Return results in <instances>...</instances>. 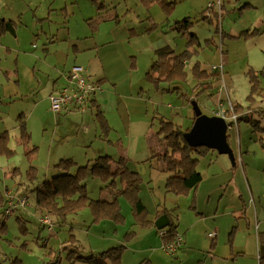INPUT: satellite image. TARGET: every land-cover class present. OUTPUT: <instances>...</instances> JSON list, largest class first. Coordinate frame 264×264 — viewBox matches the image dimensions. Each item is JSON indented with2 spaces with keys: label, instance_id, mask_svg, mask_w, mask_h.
Returning <instances> with one entry per match:
<instances>
[{
  "label": "rangeland",
  "instance_id": "1",
  "mask_svg": "<svg viewBox=\"0 0 264 264\" xmlns=\"http://www.w3.org/2000/svg\"><path fill=\"white\" fill-rule=\"evenodd\" d=\"M166 1L164 9L168 13L159 4L145 6L139 0H0V24L6 27L0 33V104L9 107L5 112L14 121L8 130L12 152L0 153V226L2 223L5 226V231H0V264H12L14 260L22 264H84L68 258L70 250H75V255L91 254L83 253L88 251L74 241L77 229L89 232L93 248L103 244L105 249L122 245L121 264H139L144 259H150L153 264H258L254 218L258 203L254 213L240 172L242 160L244 166H251L250 170L261 171L264 165V138H260L264 132L260 128L243 121L233 124L227 136L236 152L234 166L230 161L229 171L219 168L217 163L213 164L214 154L210 152L200 157L197 169L202 180L196 189L185 194L167 192L166 173L160 172L159 162L151 166L141 161L150 155L152 148L158 151L168 148L157 134L159 119L173 118L177 109L180 115L174 121L185 128L189 126L185 108L192 112V106L180 93L155 90L145 78L150 66L148 56L154 54L148 49L142 52L138 49L159 39L163 32L169 34L168 23H174L176 14L191 8L194 10L191 19H199L207 3L216 0ZM221 1L226 6L222 16L224 30L227 31L228 22L242 26L244 18L237 11L247 6H242L245 2ZM98 4L102 7L98 8ZM182 37L177 52L187 44ZM197 50L194 59L199 60L201 68L208 69L215 63L217 48ZM96 54L112 76L107 87L102 88L105 115L112 127L104 138L100 136L95 109L57 115L50 108L48 98L37 91L47 78L62 77L59 82L62 84V74L74 65L86 68V58ZM259 70L264 84V65ZM193 83H181L180 89L190 94ZM114 86L122 96L110 94ZM16 89L19 92L14 93ZM181 103L185 104L184 108ZM201 110L212 116L202 105ZM20 118L25 122L27 142L19 126ZM119 151L127 154V162L121 165L141 176L139 196L148 216H153L157 208H164L177 223L183 241L176 255L165 252L154 227L149 229L134 223L130 204L122 195L118 196L124 216L120 223H93L91 210L85 207L67 215L62 223L51 216L52 231L39 224L41 212L35 210V190L45 179L52 180L56 172L54 163L70 157L78 162L73 160L76 165H91L96 157L107 154L112 157V170H115ZM28 171L33 173L34 180H29ZM85 183L92 199L108 197L114 191L98 177H90ZM116 183H120L118 179ZM23 197L27 203L19 207L17 201ZM9 201L14 207L4 217ZM18 208H23V214ZM263 228L264 221H258L256 234ZM209 233L213 234L212 238ZM211 241L215 244L211 245Z\"/></svg>",
  "mask_w": 264,
  "mask_h": 264
},
{
  "label": "trees",
  "instance_id": "2",
  "mask_svg": "<svg viewBox=\"0 0 264 264\" xmlns=\"http://www.w3.org/2000/svg\"><path fill=\"white\" fill-rule=\"evenodd\" d=\"M93 1L95 2V0ZM140 2L145 6L156 3L163 9L167 5L166 0H140ZM168 4L172 5V2L169 1ZM97 6H102V4H98ZM164 10L168 13L166 9ZM206 10V14L205 11L201 12V18L199 19L192 20L191 17H185L174 23V27L180 34L187 36V49L177 54L169 47L157 50L156 59L145 74L146 79L155 87H161L166 92L180 93L183 97H186V95L182 93L180 84L194 82L193 87H196L197 91L190 98V101H197L198 96L211 89L212 86L210 79L213 77V71L208 72L206 69H201L199 61H194L191 66H187L186 64V62L191 60L193 55H196V50L193 49L191 51L188 47L194 44L198 45L197 38L189 33L190 28L195 24L205 22L209 25H215L217 30V11L213 9L208 10V8ZM5 30L6 27L0 24V33ZM246 35H248L247 32L243 34V36ZM247 75L251 83L250 94L252 95L259 90L261 91L260 75L251 70ZM251 95L249 98H251ZM91 101L93 100L90 97L88 103L90 104ZM233 110L237 113V122L244 121L252 127L258 126V121L253 118V113H258L259 117L264 114V111H259L256 107H250L247 114L239 106H234ZM95 119L100 128V136L103 138L105 136L107 137L111 128L102 110L97 106H95ZM194 119L195 115L193 117ZM19 126L27 142L28 135L24 133L25 122L21 118L19 120ZM158 127L157 134L166 141L168 148L164 153L155 154L151 158L162 163L163 169L168 174L165 181L166 190L174 194H185L190 189L196 187L202 180V175L197 169L198 159L207 155L209 152H217L205 146H189L183 138V133L189 127L181 129L172 120L163 118L159 119ZM260 130L262 131L263 129L260 128ZM8 142V131H4L0 136V153L10 154L12 152L8 146ZM54 170L56 172L52 180L45 179L42 183V188H36L35 205L37 209L41 210V213L47 214L50 218L51 216L55 217L58 223H62L67 215L76 214L85 207L90 208L93 223L103 220H110L115 223L122 222L124 216L118 199L105 201L89 197L85 181L90 177H98L102 182H108L110 186H116V179H118L123 185V190L120 194L130 204L134 223L146 227L153 225L147 219L148 211L139 196L141 176L138 172L131 171L127 168H124L119 173L113 172L111 170L110 158L107 155H100L94 159L91 165L87 164L84 166L76 165L70 158H62L54 165ZM27 175L30 181L34 180V175L31 171H28ZM5 215L4 213L3 216L5 217ZM45 227L47 228V226ZM164 229L167 235L162 237L163 243L173 241L178 235L176 224L172 221ZM0 231H5L3 223L0 226ZM72 246L74 248L76 247L74 245ZM122 248V245L111 246L101 252L86 256L75 255L76 251L70 250V256L68 258H73V261L78 260L84 264H121ZM258 250L259 263L264 264V232L258 234ZM12 264L22 263L14 260ZM139 264L153 263L149 259H146Z\"/></svg>",
  "mask_w": 264,
  "mask_h": 264
},
{
  "label": "crops",
  "instance_id": "3",
  "mask_svg": "<svg viewBox=\"0 0 264 264\" xmlns=\"http://www.w3.org/2000/svg\"><path fill=\"white\" fill-rule=\"evenodd\" d=\"M236 1L237 2L244 1L245 3L242 5L243 7L247 5L244 8L242 7L243 8L242 11H237V13H240L241 16L244 18L242 26L238 27V26L228 22L227 31L224 30L223 23L225 20L222 18V16H224V14H225L224 11L226 9L224 2H222V15H221L220 24L218 23V20H217V24L220 25L221 30H222V38H221L222 44H223V53L222 54H220V51L217 48V41H218L217 36H218V34L216 32L217 30H216L215 25H209V24H206L205 22H200L198 24L193 25L192 28H190V30H189V33L193 34L197 38L198 45L194 44V45H191L188 47V49L191 51L193 49H195L196 55H193L191 60L189 62H186L187 66H191L194 63V61H195L194 57L198 55L197 49L208 48V46H211V47H214V49L217 48V51H218V56L216 54V57H214L215 63L211 64L209 66V68L206 69L208 72L213 71V77L210 79L211 85H212L211 89L207 90L205 93L198 96L197 101H196L198 103V106L200 107V109H201V105H202L206 110L210 111L212 113V115H214L213 109H215L219 103H223L226 108L229 105H232L233 107L239 106V107L243 108V112H246V114H247V111L249 110L250 107H252V108L256 107L259 111H264V84H263V81H261V79H260L261 91L259 90L258 92L251 95L250 94L251 83H250L248 75H247V73L250 70L258 73L259 71H261L259 69H261L264 65V0H236ZM99 7H102V6H99ZM206 8H207V6H206ZM245 9L247 11H245ZM203 11H205V14H206L207 10L205 9V10H202L201 12H203ZM234 11H235V9H234ZM191 13H194V10L191 11V8L181 11L180 13L175 15V18H173V22L175 23L177 20H180V19L185 18V17H191L190 16ZM173 14H171V15H173ZM245 18H246V20H245ZM174 23H172V25H171V23H168V26L170 28L169 34H167L166 32H165L166 34H164V32H163V34H161L159 36V39L156 38L155 40L151 41L148 45L138 49L140 52H142V50H144V49H148L149 50L148 52H151V51L153 52L154 56H152V55L148 56V59H150V62H149L150 66L153 63V61L156 59V51L159 49L169 47V48L173 49L176 54L182 52L184 49H187V44H186V46H185V48H183V50H180L178 52L175 50L177 47H179V45H181L179 38H181L183 35H181L180 32L174 27ZM246 32L248 33V35L243 36V34ZM183 37L186 38V43H187V41H188L187 36H183ZM225 37L228 39L227 41L224 40ZM45 49L47 50L48 48H45ZM151 57H152V60H151ZM197 61H199V60H197ZM132 64H133V60L131 61V66H132ZM220 64H222L223 72H222V75L219 76V75H217L218 72L216 70H212V67L218 66ZM150 66H149V68H150ZM200 67H201V65H200ZM149 68H148V70H149ZM84 69L86 70L87 75L91 79L98 81L101 85V89L91 96L93 101H91L90 104L88 103V105L84 109V111H86L88 108L95 109V106H97L100 110H102L105 118L107 119V117L105 115V111L107 108H106L105 103H104V94H103L102 88L107 87V81L109 80V78H112V76L109 72H106V70L103 68L99 59L97 58V54L93 55V56H88L86 58V68H84ZM201 69H205V68H201ZM68 72H69V70H68ZM68 72L62 74L64 77V82L62 84H59L62 77H60V78L58 77V78H55L53 80H51L50 78H47V80L45 81L41 90H37L38 93L41 92L45 98H48V101H49V94L53 90L63 86L65 83H67ZM190 84H192V82H190ZM194 84L195 83H193V86H194ZM114 85H115V82H114ZM151 85H153V84L151 83ZM160 88L156 87L155 90H161L162 88L161 89ZM110 91H113V92H110V94L115 93L118 95V97L122 96L121 94L116 92L117 91L116 86H114L113 88H110ZM196 91H197V88L192 87L190 94L185 93L186 97H183V99H186L188 104L190 103L189 104L190 106H192L191 102L193 101V100L190 101V98H192L194 96ZM17 92H19L18 89L14 90V93H17ZM162 92L167 93L165 90H162ZM163 93H161V94H163ZM182 93H183V91H182ZM138 95L140 96V93ZM250 95H251V98H249ZM147 96L149 97V95H147ZM200 100H201V102H199ZM151 101L157 102L156 100H151ZM200 103H201V105H200ZM49 104H50V101H49ZM181 104H182L181 107L184 108L185 104L184 103H181ZM168 106H170V105H168ZM127 110L129 112L128 114L130 115L129 108ZM185 110L187 113V116H185V117H186V120H187L188 125H189L187 127L190 128V125H192V123L194 121L193 117L195 114H194L193 108H192V112H191V110L189 112V107H186ZM5 111H9V107L5 106L3 104H0V136L4 131H8L14 125L13 118H11L9 116V112L6 113ZM80 111L83 112V110H80ZM61 113H66V112H61ZM61 113H59L57 115H60ZM202 113H204V112L202 111ZM148 114L149 113L147 112V114H145V115H148ZM173 115H174L173 118H170V119L173 122H175L177 125H179L178 122L174 121V118H177L180 115L179 112L177 111V109L175 110ZM263 115H261L259 117L258 113H253L254 118L258 121L257 127L263 129L262 132H264V124H262V120L264 119V118L262 119ZM170 119H168V120H170ZM107 122H108V119H107ZM181 123H182V125H184L183 122H181ZM109 126H110V124H109ZM179 126L181 129L187 128V127L183 128V126H181V125H179ZM110 128L112 129L111 126H110ZM260 138H264V136L261 135ZM228 143H229V140H228ZM230 147L233 151V154L235 157V162H236L237 161L236 156H235L236 152L233 148V145H231ZM263 148H264V145H263ZM165 151H166V149L164 151H160V150L158 151V150H155L152 148L148 153L150 155L141 161L149 162V164L151 166H153L156 162H159V161H156L155 159H152L151 157L155 154H162ZM210 154H212V155L214 154V157H212L213 158V164L217 163L218 167L223 169V170L229 171L231 169V162H230L229 157L226 154L217 153L218 155H215V153H213V152H211ZM118 155H119L118 156V164L119 165H117V166L115 165L116 166L115 170H112V165H113L112 157H110L109 155H107V156L111 159V161H110L111 170L113 172L119 173L124 168H127L125 165L124 166L121 165V163L124 164L125 162H127V160H126L127 154L124 151H119ZM143 155H145V154H142V156ZM67 158H70V157H67ZM60 159H62V158H60ZM56 163H54V164H56ZM76 163H78V162H76ZM159 164H160V169H161V171L160 170L159 171L166 173L164 176L167 178L168 174L163 169L162 163L159 162ZM232 165L234 166V163ZM250 167L251 166H244L243 160H242L240 173L245 178V181L247 184L246 190H247L248 195L250 196L251 205L254 207V213H256L255 212L256 211L255 210L256 201L258 203V213H257V215L256 214L254 215V218H255V235H256V239H257V260H258V264H260L259 258H258V252H259V250H258V234L260 232L257 234H256V232L258 230V221H262V220L264 221V171H263L264 165H263L261 171L258 168H253L255 171L250 170ZM165 181H166V179H165ZM118 184L120 185V188L118 187ZM164 186H165V183H164ZM197 186L192 188V189H196ZM110 187L114 188V191L111 194H109L108 197L105 196V198H100L98 200L113 201L114 199H118V196L121 195L120 193L123 190V185L121 183H116V186H110ZM40 188H42V186H40ZM256 188L259 191L256 190ZM28 189L29 188H27L26 191H28ZM167 192H169V191H167ZM26 197L28 198L27 195H26ZM16 198H18V197H16ZM159 206L160 205L158 204L157 207H159ZM19 207H22V206H19ZM17 210H19L23 214V211H22L23 208H18ZM35 210L36 211L38 210L39 212H41L40 209H35ZM42 214H44V213L42 212L40 214V216ZM162 214H166L168 216V223L170 221H172V219L170 218L169 212H166V209H164V208L163 209L157 208V211L155 212V214L153 216H150V214H149V216L147 217V219L153 223L152 226L147 227V228L151 229L154 227L156 229L157 234H158V229H162V228H158L155 225V221ZM39 218H38V220H39ZM103 221H110V220H103ZM100 222H102V221H100ZM110 222H113V221H110ZM173 223L176 224V228H177V223H175V222H173ZM39 224L45 228V225L42 224L40 222V220H39ZM163 229H164V227H163ZM113 230L116 231V229H113ZM48 231H52V230H48ZM261 232H264V228H263V231H261ZM177 234H179L178 230H177ZM75 237L76 238L74 239V241H78L79 245L81 247H83L86 251H88V252L83 251V253L93 254V253H97L98 249L105 250L106 246L103 243H102L103 246H97L96 248H93V245H92L90 237H89V232H85L83 229H77L75 231ZM180 237L182 238L181 235H180ZM210 238H212V237H210ZM161 239H162V237H161ZM214 244L215 243L213 241H211V245H214ZM74 246H76V245H74ZM93 249H96V250H93ZM245 251L247 252V249ZM176 254H177V252L174 255H176ZM144 260H146V259H144ZM141 261H143V260H141ZM234 261L236 262V259H234ZM212 264H215V262H213Z\"/></svg>",
  "mask_w": 264,
  "mask_h": 264
},
{
  "label": "built area",
  "instance_id": "4",
  "mask_svg": "<svg viewBox=\"0 0 264 264\" xmlns=\"http://www.w3.org/2000/svg\"><path fill=\"white\" fill-rule=\"evenodd\" d=\"M221 0H216L207 3L208 10L212 9L214 6L218 8L220 12ZM217 48L220 51V54L223 53V44H222V30L220 25L217 26ZM212 70L218 72L217 75H222V64L218 66H213ZM101 89V85L98 81L91 79L86 70L82 66H73L67 74V83L63 86L53 90L49 94L50 108L55 113L68 112L72 110H84L87 107L89 98ZM213 113L216 116L222 117L225 119L227 124V130L232 128L233 124L237 123V114L234 112L232 105H229L227 108L224 104L219 103ZM19 206H24L27 201L26 197L20 198L17 201ZM9 207L5 209L4 213L10 215L14 204L9 201ZM40 222L47 226L48 230L53 228V223L51 218L47 214H43L40 217ZM158 234L161 237H165L167 232L165 229H158ZM208 236L213 237L212 233H209ZM182 245V238L180 235H177L173 241L163 243V248L167 254L174 255Z\"/></svg>",
  "mask_w": 264,
  "mask_h": 264
},
{
  "label": "water",
  "instance_id": "5",
  "mask_svg": "<svg viewBox=\"0 0 264 264\" xmlns=\"http://www.w3.org/2000/svg\"><path fill=\"white\" fill-rule=\"evenodd\" d=\"M195 119L190 128L183 133V138L189 146H205L217 151L219 154H226L230 161L234 163V154L227 140V124L224 118L202 113L198 103L191 102ZM168 224V216H159L155 225L163 228Z\"/></svg>",
  "mask_w": 264,
  "mask_h": 264
},
{
  "label": "bare ground",
  "instance_id": "6",
  "mask_svg": "<svg viewBox=\"0 0 264 264\" xmlns=\"http://www.w3.org/2000/svg\"><path fill=\"white\" fill-rule=\"evenodd\" d=\"M221 6H220V12L218 11V8L216 6H214L212 9L215 11H217V19H218V23L220 24V20H221V15H222V1L220 2Z\"/></svg>",
  "mask_w": 264,
  "mask_h": 264
}]
</instances>
